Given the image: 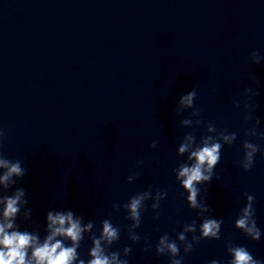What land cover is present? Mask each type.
<instances>
[{
	"label": "clouds",
	"instance_id": "9594fccd",
	"mask_svg": "<svg viewBox=\"0 0 264 264\" xmlns=\"http://www.w3.org/2000/svg\"><path fill=\"white\" fill-rule=\"evenodd\" d=\"M264 59L257 51L248 53L247 60L252 64H259ZM253 83L258 85L259 81L253 79ZM257 95L255 87L244 89L243 96V121L246 125L245 137L258 138L264 140V132L259 131L261 121L253 118L254 110L253 98ZM197 89L194 87L189 92L182 94L177 101L175 112L181 116L185 111L191 110L187 118L179 120L181 129H192L186 132L179 143L176 155L186 157L182 162L172 169L175 180L179 187L187 193L186 203L188 207L196 211L197 217L201 218L199 229L197 221L193 219L190 223L181 225V231L176 234L173 240L169 235L164 234L159 237L155 244V252L158 256H168L169 264H183L184 256L190 253L195 245L201 240H219L223 219L213 218L211 209L205 202V196H201L200 185L210 184L216 175L215 169L221 161V152L225 145L231 146L237 141V133L228 128L218 130L217 126L211 122L205 123L201 119V111L195 107L197 99ZM234 107H241L240 101H234ZM201 125L206 129V133L197 140L195 130ZM5 138L3 129H0V144ZM243 155L238 161L242 172L251 170L255 163L257 153L264 157L259 143L251 139L241 141ZM157 142L153 141L150 148L155 149ZM0 264H129L127 259L131 252V247H124L120 251H111L112 246L120 239V228L114 226L110 219L101 221L99 235L96 234L95 224L92 221L84 222L82 215H77L72 210H49L45 216V235L41 239L40 233L30 232L27 229L20 230L17 218L22 217L28 222L32 219V208L26 207L29 200L24 188H16L11 195L8 191L22 179L27 170L22 167L21 162L10 161L0 155ZM139 173L129 175L127 183H132L137 179ZM166 191L156 189L150 185L147 190L138 192L131 196L127 202L113 203L115 211L123 210L127 213L125 219L131 223L127 226L128 238L133 244L141 240L136 229L141 226L142 215L146 210V202L152 201L151 210L155 213L154 220L160 218V202L167 198ZM245 203L239 209V213L234 222V227L242 232L245 237L252 241H259L262 236L260 228L255 219L256 209L254 207L255 197L244 192ZM179 223V221L177 222ZM199 230V235H196ZM191 234V239H189ZM87 235L91 241L88 251L89 259L80 257L78 249L81 242ZM68 242V243H66ZM150 241L144 242V252L152 250ZM226 251L231 257L227 264H264V262L254 258V256L244 246L226 242ZM209 264H224L222 261L212 260Z\"/></svg>",
	"mask_w": 264,
	"mask_h": 264
}]
</instances>
